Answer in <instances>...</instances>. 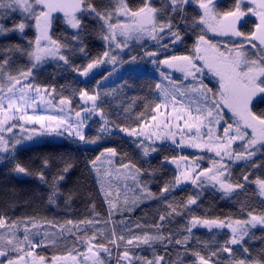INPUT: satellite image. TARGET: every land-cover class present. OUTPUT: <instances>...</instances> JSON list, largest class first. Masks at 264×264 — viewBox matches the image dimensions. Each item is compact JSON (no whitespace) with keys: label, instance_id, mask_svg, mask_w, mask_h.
<instances>
[{"label":"snow or ice","instance_id":"snow-or-ice-1","mask_svg":"<svg viewBox=\"0 0 264 264\" xmlns=\"http://www.w3.org/2000/svg\"><path fill=\"white\" fill-rule=\"evenodd\" d=\"M246 0H235L233 8L229 11L219 12L216 10L215 0H162L158 8L153 5L152 0H143L141 6L132 8L127 0H111V7L101 11L98 10L90 0H0V37H7L12 33H19L23 36L25 29L29 27V21H35L37 35L34 41H28L30 50L24 49L20 44H10L0 48V160L11 159L15 162L13 171L17 174L26 176H35L42 184L48 188L47 201L49 204H56L60 198H64L65 204H69L74 193L69 190L67 193L62 191L61 182L65 180L66 175L74 167L71 160H63L62 167L49 180L45 170L50 167L49 160L42 161L39 171L33 172L26 165L16 162L15 152L17 146L25 141H32L37 137L54 136L68 139L77 144H96L103 138L101 134L112 135V122L105 115L104 110L100 107L102 101L98 93L89 94L87 90L79 92L80 99L85 102H91L90 107H81V111L74 113L71 108L72 100L68 97H61L58 104L54 103L53 93L55 89L49 91L47 87L41 88L34 82L33 71L39 67L48 58L60 61L64 65H71L70 57L76 52L86 53L84 46V37L87 35L86 25L83 22L85 17H93L101 24L99 39L106 43V50L102 57L92 59L86 66L81 69L72 66L81 76L88 77L94 69L106 63H116L117 55L123 48L128 47V41L133 37L137 40L144 36L157 42L161 52H166L169 48H174L178 43L183 42L181 32V23L185 32L197 27L201 28V33L207 30L219 33L224 36L241 38L240 43L233 41L234 47L224 52H217L216 55L208 57L209 50L216 52V46L212 45L205 39L204 34L197 36L196 43L193 45L192 54L190 55H170L164 59H152L153 64L166 65L167 68L175 69L184 74L185 79L192 77L197 81L198 74L203 72V68L198 67L196 61L203 60L205 67L220 78L219 91L213 93L211 88L198 81V86L190 90H181L180 86L173 84L171 90L161 89V85L156 87L161 89L162 103L168 107L172 104V110L168 113V118L158 119L157 115H152L151 120L155 123H144L137 128H119L120 132L127 133L130 137L136 139L132 142L136 144L147 157L150 153L157 151L156 141L170 139L173 144L181 146L187 141L188 145L193 148H206L210 152H215L220 158L219 161L213 160L212 167L197 171V168L189 167L187 157H172L171 163L176 165L178 174L174 179L167 182L161 189L159 196H155L147 187V182H142L140 177L147 172L138 168L131 162L124 163V157L115 147L104 148L94 159L88 161L90 170H93L97 177L100 190L104 192L108 207V221H111L115 212L121 215L125 211L131 212L132 208L137 205V200L131 201V206L127 198L123 201V206H118L111 199V193L105 190V183L110 185V177L115 174L116 180L127 181L130 177L134 184L137 185L143 199H162L165 207L169 210L166 214H161L159 220L152 225H142L136 223L129 226L126 220H120L122 233L117 235L115 227L110 229L112 239L109 243L119 248V243L125 245L122 255L119 257L117 264L127 261V264H161L163 257L146 259L136 256L133 248H140L141 245L152 247L156 242L172 243L173 235L169 232L164 234L165 222H171L175 216H183L185 210L190 211V206H198V199L208 186L219 191L222 198H230L242 191L245 187L243 183H232L231 173L222 162L224 157H233L236 160H251L259 151H264V114H255L250 105L253 98L258 94L264 99V0H251L255 8H249L248 12L242 10V4ZM191 5L198 6L200 15L193 17L190 21L187 16V7ZM54 12H62L65 21L71 29L76 30L71 37V44L61 43L53 39L50 35V28ZM248 13L259 17V23L255 25V31L250 36H246L237 27L242 18ZM19 15L20 22H15L14 17ZM179 17V19H177ZM12 21L10 25L6 22ZM210 21L214 23H210ZM167 42H163V41ZM253 41H258L254 43ZM245 42L255 50L249 53L244 45ZM204 45V47H201ZM25 54L30 61V67L27 69L12 70V56L14 54ZM67 53V54H64ZM149 58L158 57V52H148ZM255 57V58H253ZM136 57H132L128 63H135ZM165 79H171L170 76L161 73ZM107 77H104L106 79ZM100 81H97L99 84ZM187 91L197 93V98L189 97L187 106L177 107V96L184 97ZM218 97V98H217ZM194 106V107H193ZM226 107L232 113L239 117L233 124H228L223 129V135L214 133L213 124L219 125L222 119L223 108ZM49 109L51 111H49ZM161 104H156L154 111L159 112ZM31 110V111H30ZM128 109H125L127 112ZM81 112L84 115H81ZM172 113H175L176 121L172 123ZM94 114H98L102 123L100 124L97 135L89 137L86 134L88 127L87 121L92 119ZM160 116L165 113L160 112ZM219 117L220 119H217ZM138 119L143 120V114ZM241 123L244 127H241ZM19 129L18 134L6 136L5 133H13L14 129ZM155 128L157 131H153ZM164 128L167 131L161 132L159 129ZM251 129V137L246 129ZM175 129V131L173 130ZM206 129V131H202ZM177 135L180 140L177 141ZM240 141L242 152H234L232 145ZM120 163L117 166V159ZM169 158L165 157L166 162ZM181 162L185 167L181 169ZM256 167V165H253ZM153 172L147 174L152 175ZM245 182L249 181L248 175L243 177ZM190 181L199 191L195 196H189L186 202L173 206L169 203L167 197L180 186ZM253 183L257 186L258 194L264 198V179H257ZM127 187V184H125ZM117 198L119 191L116 192ZM94 205L92 210L94 212ZM245 209L241 208V212ZM98 215V214H97ZM246 219H233L225 217L223 219L202 218L191 216L187 221L183 239L175 240L177 245H182L185 249L184 255L188 254V242L194 239L193 229L206 228L209 232L213 230H228L229 239L226 240L216 252H212L208 258L201 255L200 252L194 251L191 255L194 257V264H209V260L218 256L219 253H227L230 260L235 256L236 250H242L243 259L235 264H264V259L251 261V253L248 247L244 245L249 240L257 239L255 230L264 231V214H254L252 211L246 212ZM105 221V223H108ZM51 224L52 222H47ZM94 220H80L74 223L71 220L65 222L66 225H72L80 231L81 225H94ZM22 236L18 235L21 232ZM42 225L37 223L33 217L18 218L9 222L3 215H0V264H46L44 256H35L34 250L44 245L45 241L51 244L56 243V237L67 239L63 235L64 231L72 232V228L61 226L60 233L44 232L41 239ZM148 228L150 231H143L142 234H134V229L140 230ZM103 234V230H97ZM96 234L86 240L84 237L76 236L81 244L87 245V251L81 254L72 255L69 251L65 256H53L51 264H60L62 261H71L72 264H80L77 256L82 255L84 264L91 260L92 264H105L101 258V253L111 256L110 249L104 244H95ZM259 239L264 240V236ZM27 249V250H26ZM13 254H16L13 258ZM90 254V255H89ZM264 257V249L260 252ZM29 258H32L31 260ZM217 264L219 262L217 261Z\"/></svg>","mask_w":264,"mask_h":264},{"label":"trees","instance_id":"trees-1","mask_svg":"<svg viewBox=\"0 0 264 264\" xmlns=\"http://www.w3.org/2000/svg\"><path fill=\"white\" fill-rule=\"evenodd\" d=\"M90 2L101 11L111 7V0H90ZM127 2L132 8H137L141 6L143 0H127ZM152 3L159 8L162 0H152ZM234 3L235 0H219L216 3V10L219 12L229 11L233 8ZM196 9L195 5L187 7L189 21L200 15ZM61 16H54L50 35L61 43L71 44V37L76 30L71 29ZM13 19L17 23L20 22L19 15ZM83 22L86 25L85 31L87 33L84 37L87 55L76 51L70 57L71 65L81 69L92 59L102 57V53L106 50L103 40L99 39L100 22L93 17H85ZM6 23L10 25L12 21ZM28 23L29 27L25 29L23 36L19 33H12L7 37H0V48L10 44H20L24 49L30 50L28 41L35 40L36 30L33 28L32 21ZM253 27H255L254 20L247 18L239 29L245 35H251L254 30ZM181 32L183 42L178 43L173 48L172 55L192 54L197 36L204 34V32L201 33L200 27L185 32L182 23ZM143 51V47L134 46L132 55L128 56L123 64L128 63L132 57L141 60L143 65L147 64L140 56ZM0 59H3L2 54H0ZM72 66L64 65L62 61L39 66L33 71L34 81L32 82L41 88L47 87L49 91L55 89L54 101H58L62 96L70 98L73 112L81 111L82 106L86 107L85 101L81 100L79 96L81 90H87L89 94L98 93L102 101L100 107L103 108L105 115L113 124L112 135L101 134L103 138L92 147L73 143L63 138L61 140H45L17 148L15 152L16 162L26 165L33 172L40 170L43 160H49L50 167L45 170L49 180L62 167L63 160H71L74 167L66 175L65 180L61 182V189L65 193L71 190L74 197L67 205L64 198H60L56 204H49L47 186L35 176H22L15 173L13 171L15 162L6 159L0 165V215H3L9 222L18 218H35L36 222L42 225L41 236L36 237L37 240L42 238L45 231L50 234V238L51 233H60L62 225L65 228H72V225L65 224L68 220L74 223L85 219L94 220L96 222L94 225H81L80 231H77L76 228H72L71 233L64 231L63 235L67 239L56 237L55 244L45 241L43 246L34 250V253L36 256H44L46 262H49L53 256H65L69 251L73 254L79 250L81 243L77 241L76 236L84 237L86 240L97 233L94 243L104 244L111 251L107 264H117L125 245L118 241L120 246L117 248L116 245L109 243V240L113 238L110 229L115 227L117 235L124 234L125 239L128 238V234L122 233L121 226L115 222L126 220L130 227L136 223L152 225L159 220L161 214H166L169 210L165 207L164 200L155 198L142 203L131 212L123 215L120 212H115L111 221H108V204L100 192L88 161L94 159L104 148L115 147L121 155L127 154L124 157V163L131 162L138 168L147 170L142 176L147 179L149 190L158 197L160 189L176 176L174 168L165 162L162 163V161H165V157L170 159L176 156L178 151L175 147L165 144L158 147L156 153L144 159L140 151L136 149L133 140L120 134L119 128L115 127L137 128L151 119L152 115L155 114L156 104H161L160 89L156 87L160 83L158 76L147 72L135 73L131 69L127 70L125 74L117 76V70L103 69L91 73L88 77H83ZM28 67H30V61L27 55L17 53L12 56V70L14 72L17 69H27ZM104 77L107 78L104 79ZM97 81L100 83L97 84ZM125 109L128 111L125 112ZM251 109L257 115L264 114V100L253 103ZM140 114H143V120L138 119ZM101 123L100 118L90 120L86 134L89 137H95ZM117 163H120L119 158ZM153 170L155 171L152 175L147 174ZM230 173L232 183L245 185L242 191H238L230 198H222V195L215 190L206 188L197 201L198 206H190V211L185 210L183 216H175L170 223L165 222L164 234L167 235L171 232L173 235L171 244L165 241L164 243L156 242L152 247L141 245L140 248H133L134 254L149 260L155 257H163L161 264H194L192 252L198 251L205 258H208L212 252H216L217 248L229 239V235L226 230L209 232L208 229H193L194 239L189 240L188 254L184 255V247L177 245L175 240H182L184 235H187L184 228L191 216L246 219L247 211H252L258 215L264 214V200L257 195L256 187L253 185V182L258 178L264 179V151L257 152L250 161L243 160L234 164L230 168ZM245 175L249 177L248 182L243 180ZM197 192L193 186H183V188L180 187L169 194L167 200L173 206H177L186 202L189 196H195ZM93 205L95 206L94 212L92 210ZM242 207L245 209L244 212H241ZM97 230H103V234ZM133 231L134 234H142L143 231H150V229H134ZM262 236H264V231L258 228L255 230L257 239L249 240L244 245L249 248L251 261L264 259L260 255L261 250L264 249V240L259 239ZM234 251L235 256L231 260L227 253L221 252L218 256L212 257L209 262L211 264H217V261L219 264H235L244 256L242 250H236L234 247ZM15 255L13 254V256Z\"/></svg>","mask_w":264,"mask_h":264},{"label":"rangeland","instance_id":"rangeland-1","mask_svg":"<svg viewBox=\"0 0 264 264\" xmlns=\"http://www.w3.org/2000/svg\"><path fill=\"white\" fill-rule=\"evenodd\" d=\"M218 1L219 0H215V4ZM195 7L197 8L196 10H198V6L195 5ZM249 8H255V6L251 3V0H246V2L244 4H242V10L245 11V12H248ZM199 13H200V11H199ZM57 15H62L61 17H63L62 19L66 23L64 15H63L62 12H54L52 14L53 18H54V16H57ZM247 18L254 20L255 25L257 23H259V17L258 16L254 15L252 13H248L245 17L242 18L241 22L237 24V27L240 28L241 24L245 20H247ZM210 23H214V22L210 21ZM32 24H33V28L36 30L35 21H32ZM201 27H204V29H205V31H204L205 39L208 40L212 45L216 46V52H213L212 50L208 51L207 55H209V56L210 55H216L217 52H224L227 55L228 54L227 50L234 47L233 41H235L236 43H240L241 42V38L220 35L219 33H214V32H212L210 30H207V26H201ZM253 28H254L253 31H255V27H253ZM49 31H51V28H50ZM36 35H37V30H36ZM246 36H250V35H246ZM163 42H167V41L165 40ZM253 42L257 43V45H259L258 41H253ZM104 44H105L104 46L107 47L105 42H104ZM134 46H138V47H143L144 48V51H143V53L140 56H141V58H143L147 62V64L143 65V63L140 62L141 60H137V59H136L135 63L123 64V62L127 59V57L132 55ZM201 47H204V45H201ZM244 47L249 53H252V52L255 51V50L251 49V46L249 44H247L246 42H245ZM172 50H173V48H169L166 52H161L159 50V48H158L157 42L152 40V39H150V38H148L147 36H144L142 39H139V40H137L136 38L133 37L132 39H130L128 41V47L127 48H123L122 50L119 51V54L117 55L116 63H114V64L113 63L103 64V65L99 66L97 69H94L92 73L99 72V71H101L103 69L117 70V73H116L117 76H119L121 74H125V72L127 70H130V69L133 70L135 73H146L147 72V73H151V74H154V75L159 77V80H160V83H161V84L160 83L159 84L161 85V89H169V90L172 89L173 84H175L176 86H180L181 90H190L192 87L198 86V81L202 80L203 84L206 85L208 88H211L208 85V82H210V84H212L213 87H214V90L212 89L213 93H218L220 78L217 76V78L215 77V79H214L213 78L214 73L210 72L208 69L206 70L204 64L199 62L200 60H197L196 63H197L198 67L203 68V72L198 74L197 81H195V82L192 80V77H188L187 79H185L183 73H181L179 71H176L175 69L167 68L166 65H158V64H153L152 63V59H160V60H162L166 56L172 55V53H171ZM148 52H158V57L149 58L146 55V53H148ZM253 58H255V57H253ZM55 62H57L55 59L48 58L40 66L45 65V64L55 63ZM162 72L165 75L170 76L171 79L170 80L169 79H165V77L163 75H161ZM203 79H205V80L207 79L206 82ZM161 89H160V93H161ZM160 95H161L160 96L161 97V109L159 110V112L155 111L154 115H157L158 119L164 120V119L168 118V113L171 112V110H172V104L169 102L168 103V107L165 108L164 104L162 103V99H163L162 98V93ZM197 95H198L197 93H193L191 91H187L186 95L184 97L177 96L178 103H177L176 106L177 107L187 106V104L189 102V97H192L193 99H196ZM259 96L260 95L258 94L256 97L253 98V100L255 98L259 97ZM58 102H59V100L58 101H54V103H56V104H58ZM85 104H86V107H90L91 106V102H85ZM49 111H51V110L49 109ZM160 112L165 113V116L161 117L160 116ZM74 113L75 112H73V119H75ZM81 115L83 116L84 113L81 112ZM172 117H173V119H172V123L173 124L178 122V123L181 124V126H183V121H176L174 119L175 113H172ZM222 117H223L222 119L217 117V119H220V124L219 125H216V124L212 125L214 133L216 135H220V136L223 135L224 127H227L228 124H233V127H235V121H237L239 119V117L235 116L232 113V111L229 110L226 107L223 108ZM96 118H99L98 114H94L92 116L91 120L96 119ZM89 121L90 120L87 121V124L89 123ZM147 123L151 125V124H153L155 122H153L150 119ZM241 127L242 128L244 127V125L242 123H241ZM152 130L153 131H157V129H155V128H153ZM173 130L175 131V129H173ZM159 131L164 132V131H167V130L164 129V128H161V129H159ZM202 131H206V129H204ZM246 131L249 133V138H250L252 130L249 128V129H246ZM118 132L120 134H122V135L127 136V138L128 137L131 138L132 140L136 139L135 137H130L127 133L120 132L119 130H118ZM14 133L18 134L19 133V129L18 128L14 129L13 133H5V135L6 136H11ZM61 139H63V138L54 137V136L37 137V138H35L32 141H25L23 144L18 145L17 148L22 147V146H26V145H30V144H34V143H38V142H42V141H45V140H61ZM176 139H177V141H179L180 140V136L177 135ZM165 144L171 145L172 147L176 148V150L178 151V154L176 156H174V157H181V156L187 157V160L189 162V165H188L189 167L197 168V163H193V162H198L197 171H202L203 169H207V168L212 167L213 160H216V161L220 160V158L216 156L215 152H210L206 148H193V147L188 145L187 141H185V144L181 145V146H177V145L173 144L170 139H166L164 141H156L157 151H158V147H160L161 145H165ZM94 145L95 144H87L86 147L87 146L92 147ZM134 145H135L136 149H138L140 151V153L142 154L141 150L139 148H137L136 144H134ZM240 145H241V142L240 141H236L232 145L233 151L234 152H242L243 149L240 147ZM157 151L150 153L147 157H145L143 155L142 156L145 159V158L150 157L151 155H153ZM5 160H0V165ZM240 161H243V160H236L234 157L230 160L229 157H224L222 162L225 164V166L230 171V168L234 164L239 163ZM165 163L170 165L172 168H174V170L176 171V175L178 174V170L176 168V165L171 163V158L168 159ZM118 165H119V163H117V166ZM184 167H185L184 163L181 162V169H183ZM91 172H93V175H94L95 180L97 182V177H96L95 172L93 170ZM19 175L25 176L23 174H19ZM109 179L111 180V184L109 185L107 183V181H106L105 190L109 191L111 193L112 201L114 203H117L118 206H123V201L125 200V198H127L128 201H129V205L128 206H131V201L135 199V200L138 201V203H137L136 206H134L132 208V210H133L135 207H137V206L141 205L142 203L150 200V199H143L142 202H139L142 199L141 198V193H140L139 189L137 188V185L133 183V181L131 180L130 177L128 178L127 181L116 180L115 179V174H114L113 177H110ZM140 180L142 182H147V179H144L143 176L140 177ZM125 184H127V187H125ZM97 185H98V187L100 189V186H99L98 182H97ZM188 185L193 186L191 184V182L188 181V182L182 184L180 187L183 188V186H188ZM253 185H255V183ZM147 187L149 189L148 183H147ZM255 187H256V190H257V193H258L257 186L255 185ZM193 188H195L197 191H199V189H197L195 186H193ZM207 189L215 190L211 186H208ZM117 191H119V197L118 198L116 196V192ZM215 191L218 192L219 194H221L219 191H217V190H215ZM100 192H101L103 198L105 199L104 192H102L101 190H100ZM257 195H259V194H257ZM260 198H262V197H260ZM262 199L264 200V198H262ZM108 207H109V205H108ZM125 213H128V211H125L123 214H125ZM22 227L23 226L21 225V232L18 233V235H21V236H22ZM121 228H122V226H121ZM202 229H206V228H202ZM225 230L228 231L227 229H225ZM77 251H79L81 254L86 253L87 245L86 244H81V248L79 250H77ZM77 251L75 253H73L72 255L76 256L77 255ZM100 255H101V258L105 261V264H107L109 256L107 254L103 253V252ZM35 256H36V254H35ZM36 257H38V256H36ZM13 258H14V256H13ZM29 259L31 260L32 258H29ZM77 260L80 261V264H84V261L82 259V255L81 256H77ZM46 264H51V258H50L49 262H46ZM60 264H72V262L71 261H62V262H60ZM88 264H92L91 260L88 261ZM122 264H127V261H123Z\"/></svg>","mask_w":264,"mask_h":264},{"label":"flooded vegetation","instance_id":"flooded-vegetation-1","mask_svg":"<svg viewBox=\"0 0 264 264\" xmlns=\"http://www.w3.org/2000/svg\"><path fill=\"white\" fill-rule=\"evenodd\" d=\"M208 57H212V56H214V55H207ZM199 62H201L202 64H204V66H205V63H204V61L203 60H200ZM205 69L207 70L208 68L207 67H205ZM215 77L217 78V76L214 74V76H213V78L215 79ZM205 82H206V80L205 79H203ZM208 85L211 87V89H213L214 90V87H213V85L212 84H210V82H208ZM258 100H264V99H261V97L259 96V97H257V98H255L253 101H252V104L250 105V107L253 105V103H255V102H257Z\"/></svg>","mask_w":264,"mask_h":264},{"label":"water","instance_id":"water-1","mask_svg":"<svg viewBox=\"0 0 264 264\" xmlns=\"http://www.w3.org/2000/svg\"><path fill=\"white\" fill-rule=\"evenodd\" d=\"M90 255V254H89ZM209 264H211L210 262H209Z\"/></svg>","mask_w":264,"mask_h":264}]
</instances>
